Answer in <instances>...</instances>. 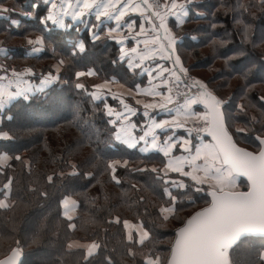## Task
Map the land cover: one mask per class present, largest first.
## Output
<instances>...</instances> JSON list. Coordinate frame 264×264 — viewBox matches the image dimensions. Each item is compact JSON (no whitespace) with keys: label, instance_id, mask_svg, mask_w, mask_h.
<instances>
[{"label":"trees","instance_id":"trees-1","mask_svg":"<svg viewBox=\"0 0 264 264\" xmlns=\"http://www.w3.org/2000/svg\"><path fill=\"white\" fill-rule=\"evenodd\" d=\"M22 1L0 3L9 5L6 15L15 18L23 12ZM179 1L188 5L184 23L173 24L184 66L189 72L211 70V80L220 82L214 91L218 98L228 90L225 122L236 143L251 151L261 148L264 0ZM21 26L23 22L14 29L11 21L0 19V39L6 45L0 73L34 72L25 75L30 93L25 83L24 93L2 110L0 155L10 162L0 165V261L15 251L18 264H150L149 259L166 264L174 231L210 204L211 191L167 171L163 153L122 142L112 113L114 99L94 92L102 81L133 89L145 85V77L127 67L116 41L105 35L94 40L81 24L39 32L45 46L29 56V28ZM241 50L244 55H238ZM232 66L250 71L244 76ZM234 123L240 130L230 128ZM238 177L246 185L241 192H248L247 181ZM174 179L187 186L173 185ZM67 199L76 209L73 219L64 215ZM126 222L135 229L127 230ZM262 253L264 238L246 237L226 250V263L264 264Z\"/></svg>","mask_w":264,"mask_h":264},{"label":"crops","instance_id":"crops-1","mask_svg":"<svg viewBox=\"0 0 264 264\" xmlns=\"http://www.w3.org/2000/svg\"><path fill=\"white\" fill-rule=\"evenodd\" d=\"M161 1L163 10L156 12L147 0H23L20 3L23 12L21 15L16 14L15 18L6 15L9 5L0 3V19L18 21V24L12 23L14 29L21 22L22 28H29L25 39L29 56L42 52L45 42L43 39H36L42 38L39 32L50 31L52 28L64 30L81 24V30L86 29L94 40L101 35H114L116 39H110L119 45L121 59L126 61L131 71L137 72L139 77H145L147 81L145 85H138L133 89L115 80L102 81L94 87L97 97L114 99L112 113L119 121V133L124 138L122 142L125 143L126 138L131 141L134 136L135 147L138 146L146 152H167L168 155L164 154L167 157V171L197 180V183L207 185L211 192H241L238 190L237 173L225 161L214 141L206 137L201 139L202 136L198 141L190 133L191 123L204 122L196 115L204 111L203 105H192V111L186 107L192 99L191 95L197 94L199 90L195 88L189 96H175L166 88V81L170 78L177 79L173 76V71L179 72L176 60L179 54L176 43L173 44L174 41L177 42L173 24L182 25L188 16V9L183 1ZM30 4L32 8H27ZM34 5H40V11ZM79 13L86 14L75 18ZM5 47L4 41L0 39V55L6 54ZM29 70L31 69L25 68L20 72L10 70L0 73V123L4 107L23 94L24 90H32L25 76L34 74ZM127 132L131 135L126 136ZM177 151H180L179 154H176ZM3 156L4 154L0 155ZM7 197L8 195L1 201L2 206L7 205ZM63 206L64 215L73 219L76 215L73 201L67 199ZM125 227L127 230L135 229L131 222L126 223ZM139 232L143 237L142 231ZM71 245L79 247L76 242Z\"/></svg>","mask_w":264,"mask_h":264},{"label":"water","instance_id":"water-1","mask_svg":"<svg viewBox=\"0 0 264 264\" xmlns=\"http://www.w3.org/2000/svg\"><path fill=\"white\" fill-rule=\"evenodd\" d=\"M226 125V122H225ZM209 136L248 192H211L209 205L197 210L175 231L166 264H225V251L246 237L264 238V138L259 152L239 146L227 125ZM15 251L0 264H18Z\"/></svg>","mask_w":264,"mask_h":264},{"label":"snow or ice","instance_id":"snow-or-ice-1","mask_svg":"<svg viewBox=\"0 0 264 264\" xmlns=\"http://www.w3.org/2000/svg\"><path fill=\"white\" fill-rule=\"evenodd\" d=\"M45 2H47V0H45ZM38 6L39 5H34V7H38ZM177 7H184V5H177ZM84 14H86V13H79V14H77V16L75 18H80V16H82ZM28 15L31 16V14H28ZM42 20H43V18H42ZM12 23L18 24L19 22L16 20H13ZM61 27L62 28L64 27L63 21L61 22ZM110 38L116 39V37L114 35L111 36ZM41 39L42 38L37 37L36 41H41ZM175 43H176V41L173 42L174 45H175ZM78 47H79L80 52L85 51V45L83 44V42H81ZM173 51H175V47H173ZM244 54L245 53L242 50L238 53V55H244ZM228 59H231V56H229ZM176 60H177V65L179 66V72L173 71L172 74H173V76H175L177 78V81H182L183 78H186L188 76L189 69L183 66L179 56H177ZM173 67L175 68L176 65H174ZM232 67L235 71L240 72L244 76H247L248 71H250V69H248V71H246L245 67H242V66H232ZM29 71H31V70H29ZM165 71H168V69H165ZM180 73H183V76H180ZM83 74L84 73H80V75H83ZM52 77L54 79L58 78L56 76H52ZM168 83L169 82L166 81L165 85L167 86ZM193 84L199 91L197 94L191 95L192 99L186 105L188 110L192 111V105H196V104L203 105L204 111L202 113H196V115L198 116V118L202 119L206 123L207 130L209 131V133H211L213 131V129L215 128V126L217 124L226 127V125H225V114L229 109V106L226 105V102L223 99L218 98L217 95H214L213 91L209 90L208 86L203 84L201 81H199V80L193 81ZM77 87H82V85H77ZM185 87H189V85L187 83H185ZM261 99L264 100V97H262ZM180 126L182 127L183 125H180ZM198 131H204V129H200ZM125 135L128 136V135H131V133L127 132V133H125ZM117 139H119V136H117ZM125 143H127L130 148H134L135 147V137L133 136L131 141L125 140ZM164 154L168 155L167 152H164ZM9 159H10V157H8L7 155L0 157V165H7ZM114 163L120 164L121 166L127 165V161H124V162L115 161ZM153 171H156V169L153 168ZM165 175H167L166 172H165ZM69 219H70V217H69ZM92 252H94V249H92L89 252V255H91Z\"/></svg>","mask_w":264,"mask_h":264},{"label":"rangeland","instance_id":"rangeland-1","mask_svg":"<svg viewBox=\"0 0 264 264\" xmlns=\"http://www.w3.org/2000/svg\"><path fill=\"white\" fill-rule=\"evenodd\" d=\"M187 7H188V5H187ZM203 65V63L201 64V66ZM191 75V76H193L194 77V79H196V80H199V81H201L203 84H205L206 85V83L207 82H209V90H211V91H213V94L214 95H216L215 93H214V91H215V89L217 88V86L220 84V82L219 81H215L214 80V78L211 80V78H212V73H211V70H209V71H206V70H204V69H198V70H194V71H192V72H188V75ZM200 77L199 79H198V77ZM211 81V82H210ZM197 89V88H196ZM227 91L228 90H226V91H222V93H220L221 95H223L224 96V98H230V96H229V94L227 93ZM216 92V91H215ZM223 96H221L222 98H223ZM223 98V99H224ZM231 117H234L233 115H230ZM206 123L205 122H195V123H191L190 124V126H189V130L191 131L190 133H191V135L193 134V135H195V136H203V137H205V136H208L209 135V133L208 134H198L197 132H192V130H191V126L192 125H198V126H200V125H205ZM239 125L238 124H231V129L232 130H234L235 128L237 129V130H240L239 129ZM194 131V130H193ZM238 139V141H239V143L240 144H243V146H248V144L247 143H245L244 141H242L239 137H237ZM122 140H124V138H122ZM126 140H127V138H126ZM242 147V146H241ZM244 148V147H243ZM259 150H260V148H257V149H255L253 152H255V153H257V152H259ZM179 152L180 151H177V153L176 154H179ZM194 168V167H193ZM192 168V169H193ZM197 169H199V168H197ZM202 169V168H201ZM219 171V169H217L216 170V172H218ZM180 177H182V176H180ZM239 180H240V178H238ZM191 179H189V181H190ZM191 182L192 183H194L197 187H202L203 185H205V184H200V183H197V180H191ZM172 183H173V185H175V186H177V184L181 187V189L182 188H184V187H186L187 185H186V182L185 181H183V180H178V179H174L173 181H172ZM204 183V182H203ZM239 184V191H241L242 190V188H244L246 185L245 184H243V182H239L238 183ZM207 186V185H206ZM208 187V186H207ZM126 223H129V222H126ZM125 223V224H126ZM225 253H226V251H225ZM260 258H261V260L262 261H264V253H262V255L260 256ZM148 262L150 263V264H154L155 262H154V260L153 259H149L148 260ZM224 262H225V264H227L226 263V258L224 257Z\"/></svg>","mask_w":264,"mask_h":264},{"label":"built area","instance_id":"built-area-1","mask_svg":"<svg viewBox=\"0 0 264 264\" xmlns=\"http://www.w3.org/2000/svg\"><path fill=\"white\" fill-rule=\"evenodd\" d=\"M149 5L154 9L156 12H160L163 10V2L161 0H147ZM193 81H196L193 76L190 74L183 78L182 81H177V79L170 78L167 82L168 90L175 96H189L191 95L194 90L195 86ZM185 83L189 85V87H185ZM200 129H204V131H198ZM192 132H197L198 134H208L209 131L207 130V125H192L191 126ZM194 130V131H193Z\"/></svg>","mask_w":264,"mask_h":264}]
</instances>
